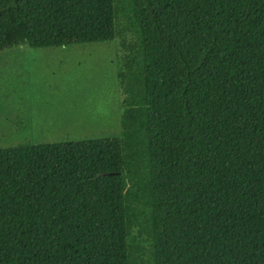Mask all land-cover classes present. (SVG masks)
Listing matches in <instances>:
<instances>
[{"label": "trees", "instance_id": "16d2710c", "mask_svg": "<svg viewBox=\"0 0 264 264\" xmlns=\"http://www.w3.org/2000/svg\"><path fill=\"white\" fill-rule=\"evenodd\" d=\"M107 41L119 137L0 149V264H264V0H0V51Z\"/></svg>", "mask_w": 264, "mask_h": 264}, {"label": "rangeland", "instance_id": "374dc122", "mask_svg": "<svg viewBox=\"0 0 264 264\" xmlns=\"http://www.w3.org/2000/svg\"><path fill=\"white\" fill-rule=\"evenodd\" d=\"M117 47V41L42 48L22 43L0 51V130H19L13 140L29 139L0 146L119 137ZM17 105L22 120L11 117Z\"/></svg>", "mask_w": 264, "mask_h": 264}, {"label": "crops", "instance_id": "0c3cea01", "mask_svg": "<svg viewBox=\"0 0 264 264\" xmlns=\"http://www.w3.org/2000/svg\"><path fill=\"white\" fill-rule=\"evenodd\" d=\"M12 47H14V46H12ZM26 96L27 95H25V94L22 93L20 95V98L21 99H24ZM7 110H10V108H7ZM12 110L16 111L17 113L16 114L12 113L11 114V117L22 120V117H24V114L22 113V107H21V105H17L16 108L13 107ZM23 123L24 122L22 121L19 124L23 126L24 125ZM2 125H3V127H6L4 122L2 123ZM17 132H19V130H16V131H12L11 132V129H9V128H3V129H1L0 130V142H3V141L4 142H9L10 141V142H27L28 143V141H29V139H27V136L28 135H25V137L23 139H21V140H13L12 139V135L13 134H16ZM16 145L17 146H20L19 144H16ZM12 147H16V146H12ZM1 148H4V147L0 146V149ZM5 148H8V147H5Z\"/></svg>", "mask_w": 264, "mask_h": 264}]
</instances>
